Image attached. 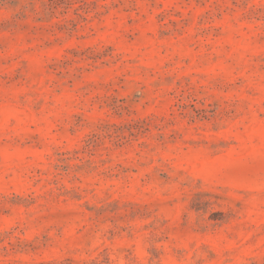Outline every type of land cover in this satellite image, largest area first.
I'll return each mask as SVG.
<instances>
[{"label": "rangeland", "instance_id": "rangeland-1", "mask_svg": "<svg viewBox=\"0 0 264 264\" xmlns=\"http://www.w3.org/2000/svg\"><path fill=\"white\" fill-rule=\"evenodd\" d=\"M0 264H264V0H0Z\"/></svg>", "mask_w": 264, "mask_h": 264}]
</instances>
